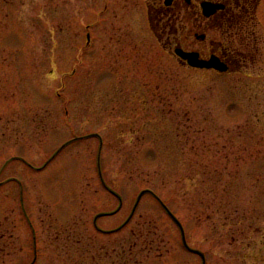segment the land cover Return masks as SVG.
I'll list each match as a JSON object with an SVG mask.
<instances>
[{"label": "rangeland", "instance_id": "374dc122", "mask_svg": "<svg viewBox=\"0 0 264 264\" xmlns=\"http://www.w3.org/2000/svg\"><path fill=\"white\" fill-rule=\"evenodd\" d=\"M147 1L0 0V264H202L163 205L205 264H264V20L218 74Z\"/></svg>", "mask_w": 264, "mask_h": 264}, {"label": "flooded vegetation", "instance_id": "af4514ba", "mask_svg": "<svg viewBox=\"0 0 264 264\" xmlns=\"http://www.w3.org/2000/svg\"><path fill=\"white\" fill-rule=\"evenodd\" d=\"M146 8L155 35L173 53L181 49L226 66L224 72L206 70L246 74L257 61L264 0H148Z\"/></svg>", "mask_w": 264, "mask_h": 264}, {"label": "water", "instance_id": "95a60500", "mask_svg": "<svg viewBox=\"0 0 264 264\" xmlns=\"http://www.w3.org/2000/svg\"><path fill=\"white\" fill-rule=\"evenodd\" d=\"M175 53H176V55H178L181 59L186 60V61L188 62V64H189L190 66H192V67H197V68H214V69H216V70H218V71H221V72H223V71L226 70V66H225L223 63H221V62H219L218 60H216V59H213V58H210V59H208V60L200 59V58H198L197 55L194 54L193 52H185V51H183V50H181V49H176V50H175ZM146 191H147V190L142 191V192L138 195L137 200H136V203H135L134 208H133V211L135 210V208H136V206H137V204H138L140 198L142 197V195H143ZM162 205H163V204H162ZM163 206H164V208L166 209V211L168 212V214L173 218V220H174V221L177 223V225L179 226L180 231H181V235H182V242H183V245H184L187 249H189L190 251L199 254V255L201 256V258H202V264H205V257H204V255H203L202 253H200L199 251L194 250V249H191L190 247H188V245H187V243H186V240H185V238H184V234H183V228H182V226H181L180 223L177 221V219L171 214V212L167 209V207H166L165 205H163ZM98 216H99V215H97V216L95 217L94 220H96ZM131 216H132V213H131V215L128 217V219L125 221V223H124L122 226H124V225L129 221V219L131 218ZM119 228H121V227H119ZM119 228H118V229H119Z\"/></svg>", "mask_w": 264, "mask_h": 264}]
</instances>
